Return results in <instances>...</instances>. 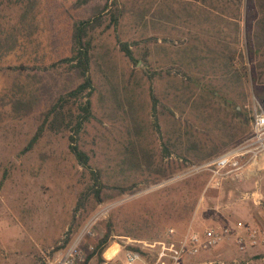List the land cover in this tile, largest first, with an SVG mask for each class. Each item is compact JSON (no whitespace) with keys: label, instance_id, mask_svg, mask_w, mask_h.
<instances>
[{"label":"rangeland","instance_id":"obj_1","mask_svg":"<svg viewBox=\"0 0 264 264\" xmlns=\"http://www.w3.org/2000/svg\"><path fill=\"white\" fill-rule=\"evenodd\" d=\"M115 2L117 24H110L109 14L104 13L101 24L91 31V116L77 140L90 167L99 172L102 195H113L91 209L90 196L82 207L77 206L80 191L91 180L68 152L67 131L44 130L31 146L27 143L55 85L66 84L59 76L63 64H54L69 54L72 23L96 13L103 0L79 6L75 0H0V30L16 39L11 50L0 51V179L4 175L0 264H52L72 242L84 255L90 249L85 244L101 234L107 212L126 203L130 219L171 228L174 238L187 229L201 231L237 221L264 228V153L248 174L225 180L217 189H205L203 173L182 174L248 134L244 130L200 158L224 138L229 115L227 108L212 100L211 117L203 121V109L201 114L197 103L195 108L189 104L206 98L214 84L225 80L221 67L227 46L244 53V3H229L222 15L202 0ZM117 41L129 45L135 60H144L130 61L119 51ZM19 65L25 68L18 72L11 68ZM70 81L69 87L77 82ZM243 88L242 104L248 116L252 92L245 82ZM190 93L191 99L184 103ZM131 145L147 151L153 163L162 156L163 162L183 166L151 181L147 170L124 162ZM128 186L132 190L114 195L119 187ZM139 212L146 213V218L136 217ZM67 235L68 242L54 251ZM128 239L153 240L113 235L100 264H122L127 246L133 245ZM139 252L149 260L146 264H153L152 254ZM94 261L92 257L87 264ZM182 264H264V241L240 251L228 236Z\"/></svg>","mask_w":264,"mask_h":264},{"label":"trees","instance_id":"obj_2","mask_svg":"<svg viewBox=\"0 0 264 264\" xmlns=\"http://www.w3.org/2000/svg\"><path fill=\"white\" fill-rule=\"evenodd\" d=\"M92 0H75L76 5H84ZM208 5L210 10L217 14L227 13L229 3L237 2L244 3V53L227 46L226 53L222 54V70L223 78L220 85H215L208 90L207 97H199V101L191 99V93L185 97L184 103L190 106L197 107L199 113L205 116H200L203 121H208L211 117L208 107L211 101L222 104L225 107V113L229 115L228 121L225 123L223 132V139L219 140L218 144L212 146L200 158H206L214 153L220 146L232 141L240 132L249 130V115L245 113L243 108V100L245 92L243 83L250 85L251 94L261 102L264 107V0H202ZM104 13L109 14L110 24H117L119 12L116 10L115 0H103L102 5L96 13L86 18L77 19L72 23L69 34V54L67 56L58 58L54 65L63 64V69L59 76H63L66 82L65 85L57 83L55 90L52 92L53 97L46 108L42 111L41 120L30 137L27 146H31L33 142L41 136L44 130L54 133L60 131H67L66 141L67 149L76 160V163L87 171L91 183L85 186L84 190L80 191L77 199V206L82 207L85 204L88 196L93 200V206L112 198L113 195H102L101 189L103 185L100 182V175L98 170L92 169L89 165V158L85 151H83L77 143L79 133L82 129L83 123L87 122L91 116L90 108V94L92 90V80L89 73V65L91 61L92 50V35L91 31L99 26L102 22ZM232 18H236V14L228 12ZM222 17L221 15H219ZM217 16V18H219ZM118 49L133 63L139 60L134 59L129 45L124 41H117ZM16 44L15 36L10 33H5L0 30V51L5 52L11 50ZM226 46V45H225ZM15 71L22 70L21 65L11 67ZM76 80L72 86L70 80ZM187 88V85H185ZM190 90V88H187ZM21 88L18 87V92ZM205 98V99H204ZM19 99H16L18 101ZM206 100V102L204 101ZM154 101V99H153ZM154 107V102H152ZM197 103V104H196ZM222 108V106H221ZM223 109V108H222ZM198 117V116H197ZM236 120V121H235ZM224 122V121H223ZM168 152H165V156ZM124 162L129 164L133 169H145L151 175L150 180H158L171 174L179 166L174 161H162V156L159 162L152 161L151 155L143 148L138 146H129L126 150ZM205 179L206 174L203 173ZM4 175L0 179L3 180ZM134 187V185H133ZM132 186L119 187L115 194L122 195L125 192L132 190ZM135 201V200H134ZM129 203L118 205L110 209L106 216L102 219L101 234L90 242V249L84 253L83 259L76 264H87L88 261L94 257L93 264H100L103 262L101 256L103 250L109 243L113 235H123L132 238H151L153 240L168 239L167 229L163 227L157 228L151 223H142L134 218L130 219V214L125 212L124 206ZM187 206V204H185ZM190 208V206H189ZM136 217L146 218V213H138ZM146 228L144 230L143 228ZM163 229V230H162ZM70 238L67 235L63 244L55 247L54 251L64 246ZM129 250H137L138 248L128 245Z\"/></svg>","mask_w":264,"mask_h":264},{"label":"built area","instance_id":"obj_3","mask_svg":"<svg viewBox=\"0 0 264 264\" xmlns=\"http://www.w3.org/2000/svg\"><path fill=\"white\" fill-rule=\"evenodd\" d=\"M249 131L240 142L225 147L217 154L191 165L182 171L183 175L193 172L206 174L205 189L219 188L225 180L239 179L248 174L264 153V109L261 102L250 95ZM166 240H132L128 239L137 250H126L122 264H146L139 251L153 255V264H182L184 259L198 255L201 251L211 249L228 236H231L238 250L261 244L264 241V228L247 226L241 221L232 225L209 226L201 231L185 230L177 238L172 229H167ZM83 253L76 242H72L63 253L57 254L52 264H76L82 261Z\"/></svg>","mask_w":264,"mask_h":264},{"label":"bare ground","instance_id":"obj_4","mask_svg":"<svg viewBox=\"0 0 264 264\" xmlns=\"http://www.w3.org/2000/svg\"><path fill=\"white\" fill-rule=\"evenodd\" d=\"M90 223V222H89Z\"/></svg>","mask_w":264,"mask_h":264}]
</instances>
